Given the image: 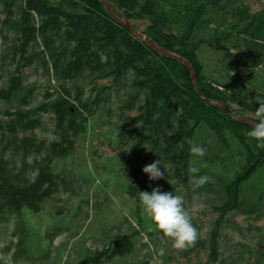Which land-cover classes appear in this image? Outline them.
Segmentation results:
<instances>
[{
	"label": "trees",
	"instance_id": "1",
	"mask_svg": "<svg viewBox=\"0 0 264 264\" xmlns=\"http://www.w3.org/2000/svg\"><path fill=\"white\" fill-rule=\"evenodd\" d=\"M106 1L141 37L99 0H0V70L6 75L0 85V225L15 220V242L3 253L17 264L49 260L53 238L35 233L30 219L74 191V180L56 172L55 162L74 156L100 114L108 126L119 125L117 138L130 140L136 163L125 190L130 198L154 188L174 191L190 204L203 202V215L215 219L210 228L192 221L198 236L183 259L264 264V227L236 222L264 215V145L240 120L255 125L264 102V6L254 12L244 0ZM144 38L187 61L199 92L182 62ZM27 69L41 73L46 87L28 82ZM38 131L52 139L39 138ZM157 160L164 178L150 181L143 168ZM192 168L208 177L203 186H195ZM150 220L151 227L138 222L143 233L126 219V233L116 228L109 236L105 229L97 240L101 248L75 264H122L145 235L143 246L157 248L164 234Z\"/></svg>",
	"mask_w": 264,
	"mask_h": 264
},
{
	"label": "rangeland",
	"instance_id": "2",
	"mask_svg": "<svg viewBox=\"0 0 264 264\" xmlns=\"http://www.w3.org/2000/svg\"><path fill=\"white\" fill-rule=\"evenodd\" d=\"M254 12L259 11L264 6V0H244ZM144 28L143 23L134 24ZM2 41L0 39V47ZM1 49V48H0ZM28 82H38L46 87L47 79L41 73H36L33 69L25 70ZM6 75L0 70V85H2ZM117 104L116 97L113 98ZM41 101L38 95L34 106ZM2 107V106H1ZM4 107V104H3ZM106 117V118H105ZM98 114L91 121V132L88 137L79 142L74 156L57 160L56 172L68 176L74 180V191L60 194L54 201H49L45 207L30 219L32 230L39 235L49 234L53 238L50 248V258L45 264H75L80 258H84L90 253L101 248L97 240L104 238V230L110 232L109 236L118 234L116 228L121 233H126L128 224L124 219L132 222L143 232L144 227H151V218L145 211L140 199L130 198L126 193V185L130 182L129 176L133 174L136 165L130 140L122 141L117 138L118 126L105 123L107 116ZM45 122L49 128L53 127L48 117ZM113 123L120 124L117 117L112 118ZM37 135L41 139H52L51 133L38 131ZM183 206L187 207L192 221L203 224V228H210V223L215 220L213 217H205L203 210L205 205L193 198L190 204L187 199L182 200ZM236 222L246 227L249 222L264 227V215L256 221L254 218L237 217ZM15 220L0 225V258L2 264H17L11 254L5 255L3 251L10 244ZM63 229H71L64 231ZM80 234L78 237L76 235ZM149 237L147 235L138 240L137 252L124 259L122 264H134L138 261H146L147 264H189L182 258L183 249L173 247L171 238L161 235L157 248L150 245L144 247ZM15 242V240H14ZM168 256L169 259L166 257ZM205 256L203 260L205 261ZM197 257L193 256L191 264L197 263ZM20 264H29L22 262Z\"/></svg>",
	"mask_w": 264,
	"mask_h": 264
},
{
	"label": "clouds",
	"instance_id": "3",
	"mask_svg": "<svg viewBox=\"0 0 264 264\" xmlns=\"http://www.w3.org/2000/svg\"><path fill=\"white\" fill-rule=\"evenodd\" d=\"M254 115L257 123L247 135L264 145V102L259 103ZM192 152L198 156L204 154L203 150L197 146L192 147ZM162 169L164 170L157 160L146 165L143 172L150 181H156L164 178L165 171ZM191 172L195 176L196 187H201L207 182L208 177L199 175L198 169L192 168ZM168 183L171 184L169 181ZM140 201L157 228L172 239L174 248L183 249L197 239V229L192 223L190 213L184 208L180 195L174 194V191L162 192L159 188H154L150 193L140 192Z\"/></svg>",
	"mask_w": 264,
	"mask_h": 264
},
{
	"label": "water",
	"instance_id": "4",
	"mask_svg": "<svg viewBox=\"0 0 264 264\" xmlns=\"http://www.w3.org/2000/svg\"><path fill=\"white\" fill-rule=\"evenodd\" d=\"M106 8L108 14L116 21L118 22L120 25L124 26L126 29L130 30L133 34H135L137 37H141V34L137 33L135 30L132 29V27L128 24V23H123L119 20V18L115 15L114 13V9L108 4V2L106 0H99ZM144 40L150 45V47L153 49V50H156L157 52H159L160 54H162L163 56L165 57H168V58H171V59H174V60H177L179 62H182L185 67L189 70V72L191 73V76H192V79H193V82H194V85L196 87V89L198 90V85H197V82H196V77H195V73L192 69V67L190 66V64L179 58V57H176L174 55H171L169 53H167L165 50L159 48L152 40L150 39H147V38H144ZM199 92V90H198ZM217 107L225 110L226 112H228V109L226 107H224L223 105H216ZM243 123L253 127L254 124L250 123L249 121L247 120H244V119H240Z\"/></svg>",
	"mask_w": 264,
	"mask_h": 264
}]
</instances>
